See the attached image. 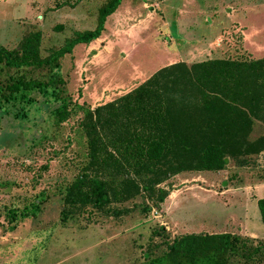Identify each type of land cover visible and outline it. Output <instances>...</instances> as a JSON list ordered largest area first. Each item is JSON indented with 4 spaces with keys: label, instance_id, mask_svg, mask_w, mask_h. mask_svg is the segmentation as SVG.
<instances>
[{
    "label": "rangeland",
    "instance_id": "374dc122",
    "mask_svg": "<svg viewBox=\"0 0 264 264\" xmlns=\"http://www.w3.org/2000/svg\"><path fill=\"white\" fill-rule=\"evenodd\" d=\"M105 1L0 0V47L17 50L37 33L44 58L75 32L92 30ZM262 58L264 0H121L97 39L58 59L56 96L35 90L30 104L12 102L0 111V264H142L163 250V240L199 233L264 244L256 207L264 198L258 121L247 142L262 139L261 152L228 157L219 171L168 177L159 185L167 196L158 205L139 195L111 202L117 215L87 208L59 220L61 192L84 159L79 106L111 102L172 64ZM12 72L0 67V86ZM46 73L30 71L33 78ZM60 100L69 117L55 126L52 111Z\"/></svg>",
    "mask_w": 264,
    "mask_h": 264
},
{
    "label": "trees",
    "instance_id": "16d2710c",
    "mask_svg": "<svg viewBox=\"0 0 264 264\" xmlns=\"http://www.w3.org/2000/svg\"><path fill=\"white\" fill-rule=\"evenodd\" d=\"M120 1L106 0L92 30L75 32L44 58L37 33L24 37L17 50L0 47V67L13 71L0 86V111L12 102L30 104L29 93L35 90L56 96L58 59L97 39ZM36 69L47 73L33 78L30 71ZM78 108L76 132L84 159L61 192L63 224L87 208L117 215L108 208L111 202L139 195L158 205L167 196L159 185L168 177L219 171L228 157L261 152L262 139L247 142V137L255 121L264 127V58L172 64L111 102ZM52 117L55 126L68 119L66 101L60 100ZM256 207L264 225V198ZM161 243L163 250L142 264H264V244L226 233L186 234Z\"/></svg>",
    "mask_w": 264,
    "mask_h": 264
}]
</instances>
